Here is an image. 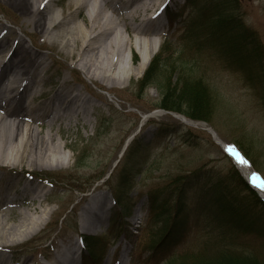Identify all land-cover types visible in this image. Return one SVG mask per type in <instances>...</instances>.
<instances>
[{
    "label": "rangeland",
    "instance_id": "1",
    "mask_svg": "<svg viewBox=\"0 0 264 264\" xmlns=\"http://www.w3.org/2000/svg\"><path fill=\"white\" fill-rule=\"evenodd\" d=\"M67 1L52 0L51 10L54 7L60 12L61 7L65 6L62 15L68 17ZM186 1L165 2L159 14L163 25L157 31L159 35L154 37L159 46L151 54L146 67L142 72L132 74L126 82L109 89L87 78L77 64L64 60L58 51L41 48L36 39L43 41L45 35L39 33L35 39L22 14L0 0V33L4 30L3 26L8 28L7 36L11 40L9 45L0 49V72L11 60L22 56L23 52H19L15 58L12 55L13 39L18 37L23 38L31 49L49 55L48 63L54 62L42 69L47 73L45 86L30 87L10 108L16 110L17 114L20 113V106L28 108L31 113L37 111L39 117L33 120V124L46 133L49 127L46 124L48 109L56 89L64 82L72 85L70 87L74 91L78 89L76 91L82 92L92 104L78 125L69 123L67 126L62 122L52 129L57 143H67L63 149L70 157L67 166L53 165L56 167L42 169H35L34 166H24L22 169L18 166L0 167V205L5 204L3 197L7 193L5 187L8 182L12 187L7 195L14 198L21 194L26 182L39 181L46 201L41 208L54 211L47 224L29 239L0 249L3 264H22L24 259V264H50L52 255L49 253L55 250L54 245L67 243L81 235L98 237L100 245L92 249L90 256L83 246L80 247L75 258L77 264H120L121 259H124L123 264H162V257L151 258L152 246L159 240L152 234L159 230V224H153L151 220L146 195L150 189L163 185L175 176L200 167L207 173L209 183L224 179L232 187L239 185V179L232 176L233 170L242 179L244 177L221 148L218 139L239 150L264 181V74L263 85H249L240 70L222 62L218 52L211 49L194 51L186 44L184 46L185 26L188 25L189 30L196 27L194 22L200 21L201 15V11L197 10L198 5L202 3L203 7L210 0H196L197 4ZM227 7L228 15H238L247 27L258 33L264 43V0H228ZM48 10L43 11L45 16H48ZM85 10L86 6L81 8L77 18L79 23L85 16ZM171 11L181 15L174 18L169 15ZM20 23L27 31H23ZM127 33L121 27V35L128 39ZM157 55L151 65L153 78L144 83L143 74ZM119 57V63L129 68H135L141 59L136 48H126ZM8 74L4 73L1 78ZM178 79L183 84L202 80L212 96L208 97L210 109L206 120H194L181 111L160 107L164 84H174ZM31 113L28 116L34 119ZM178 114L205 124L213 132L200 124H184ZM134 138L139 140L141 147L133 160L130 158L126 171H123V152ZM122 172H126L129 178L123 187L119 186L118 191L117 184L123 181ZM235 190L246 196L247 189ZM256 194L259 196L258 192ZM25 202L23 205L18 200L11 203L9 223L17 221V212L23 209ZM101 203L109 205L102 214L104 219L95 224L92 233L80 232L82 225L92 226L86 219L102 210L99 206ZM113 220L117 221L116 231L110 227ZM202 220L188 223L176 243L178 253L193 242L197 230L205 227L206 221ZM105 236L107 241L103 246ZM261 246L264 248V240ZM178 253L172 257L175 263L181 258Z\"/></svg>",
    "mask_w": 264,
    "mask_h": 264
},
{
    "label": "bare ground",
    "instance_id": "2",
    "mask_svg": "<svg viewBox=\"0 0 264 264\" xmlns=\"http://www.w3.org/2000/svg\"><path fill=\"white\" fill-rule=\"evenodd\" d=\"M4 1L22 14L26 26L31 28L29 32L35 39L39 33L45 35L46 40L38 42L36 39V43L41 48L58 51L64 60L77 64L87 78L110 89L114 88L115 84L126 82L132 74L142 72L146 67L151 54L159 46L154 37L159 35L157 31L163 25L162 19L159 18L160 8L168 0H68L66 3L69 9L68 17L62 15L65 6L61 7L60 12L54 7L51 10L52 0ZM84 6H86L85 16L79 23L77 18ZM45 9H49L48 16L43 13ZM20 24L23 31H27L23 23ZM121 27L128 32V39L121 35ZM3 29L0 33V49L11 42L7 36L9 29L4 26ZM13 40H15L12 52L14 58L19 52L23 54L11 60L7 67L3 64L6 68L0 72V76L9 73L3 77L5 83L0 86V167L18 166L22 169L24 166L27 168L34 166L35 169H42L50 166H67L70 157L63 152L67 143H57L52 129L62 122L67 126L70 125L69 123L78 125V121L83 119L86 113L88 114L91 101L82 92L76 91L78 89L75 92L73 87H70L72 85L66 81L56 89L54 100L51 101L46 120L50 128L48 127L46 133H42L38 125L33 124V120L39 117L37 111L31 113L28 108L20 106L18 107L20 113L17 114L16 110L10 108L11 104L16 99L19 101L30 87H44L47 83L44 80L47 73L42 69L54 62L49 60L48 63L47 59L50 56L31 49L23 38L18 37ZM126 48H136L140 53L141 59L135 68L119 63V56ZM29 113L34 119L28 116ZM178 117L180 118L181 115ZM184 119L188 124H200L208 128L199 121ZM218 142L231 157L242 176L264 198V181L255 170L253 171L249 162L234 146L231 147L219 139ZM40 186L39 181L26 182L21 194L12 198L7 195L12 185L9 182L6 184L7 193L3 197L6 205H0V249L29 239L51 219L54 211L41 208L46 201ZM25 199L30 200L25 202ZM17 200L22 205L25 202V206L18 210L17 221L9 223L12 214L9 210L10 205ZM103 204L99 205L102 210L86 219L87 222L92 223V226L84 224L80 232L92 233L95 224L104 219L102 214L109 205ZM70 240L69 244L55 243V250L49 253L52 255L49 258L50 264H77L75 258L81 243L78 236ZM64 259L66 263H63ZM25 262L26 259L22 264ZM3 263L4 257L0 253V264ZM119 263L123 264L124 259Z\"/></svg>",
    "mask_w": 264,
    "mask_h": 264
},
{
    "label": "trees",
    "instance_id": "3",
    "mask_svg": "<svg viewBox=\"0 0 264 264\" xmlns=\"http://www.w3.org/2000/svg\"><path fill=\"white\" fill-rule=\"evenodd\" d=\"M187 1L197 4L196 0ZM227 2L210 0L203 7L202 3L198 5L200 21L194 22L196 27L190 30L188 25L185 26L184 46L186 44L194 51L211 49L218 52L226 66L244 74L247 84L261 86L264 43L238 15H228ZM169 15L175 18L181 14L171 11ZM156 57L158 55L152 58L150 67L143 74L144 83L153 78L151 65ZM179 82L182 85L178 86ZM208 97L212 96L202 80L183 84L178 79L174 84H164L160 107L181 111L194 120H206L210 109ZM262 97L264 99V95ZM139 143L134 138L124 150L121 158L123 163L125 161L121 166L123 171L140 149ZM233 172L232 176L239 179V185L234 187L224 179L209 183L207 173L200 167L148 191L146 207L151 212L153 224H159V230L152 234L159 240L152 246L151 258L162 257V264H264V248L261 246L264 240V203L239 174ZM121 176L123 181L117 184L118 191L119 186L123 187L129 178L126 172H122ZM244 188L247 189L245 197L235 190ZM202 219L206 221L205 227L197 230L193 242L178 253L175 248L177 239L188 223ZM116 220L110 225L114 231L117 229ZM106 237L101 243L103 246L106 245ZM84 243L88 253L100 245L98 237L94 236H84ZM177 253L181 258L175 263L172 257Z\"/></svg>",
    "mask_w": 264,
    "mask_h": 264
},
{
    "label": "water",
    "instance_id": "4",
    "mask_svg": "<svg viewBox=\"0 0 264 264\" xmlns=\"http://www.w3.org/2000/svg\"><path fill=\"white\" fill-rule=\"evenodd\" d=\"M174 116H175V115H174ZM175 117H176V116H175ZM180 119H182V121H183L184 123H187V122L185 121V119H184L183 116H181Z\"/></svg>",
    "mask_w": 264,
    "mask_h": 264
}]
</instances>
